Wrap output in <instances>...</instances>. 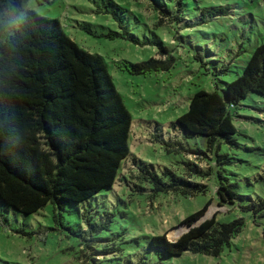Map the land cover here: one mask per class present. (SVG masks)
Segmentation results:
<instances>
[{
    "label": "rangeland",
    "instance_id": "1",
    "mask_svg": "<svg viewBox=\"0 0 264 264\" xmlns=\"http://www.w3.org/2000/svg\"><path fill=\"white\" fill-rule=\"evenodd\" d=\"M27 6L57 18L79 46L105 59L133 116L131 153L115 185L86 202L64 210L48 204L27 215L0 201V264H264V215L248 211L264 198V96L251 93L236 109L238 132L218 149L223 162L205 137L175 126L197 91H222L243 72L264 42V0H185L182 7L173 0H27ZM216 8L225 11L211 15ZM150 58L173 66L148 74L125 67ZM169 142L178 145L168 151ZM171 176L180 181L173 184ZM221 181L236 188V204L218 199ZM209 201L202 220H246L230 248L219 256L152 250V236L177 239L189 229L185 218Z\"/></svg>",
    "mask_w": 264,
    "mask_h": 264
},
{
    "label": "trees",
    "instance_id": "2",
    "mask_svg": "<svg viewBox=\"0 0 264 264\" xmlns=\"http://www.w3.org/2000/svg\"><path fill=\"white\" fill-rule=\"evenodd\" d=\"M173 1L182 7L185 0ZM161 50L168 52L165 46ZM172 66L150 58L125 67L148 74ZM251 93L264 96V42L224 90L197 91L175 126L205 137L221 162L220 143L237 134L236 109ZM132 125V113L101 55L79 46L57 18L39 14L27 0H0V201L30 215L48 204L64 210L112 188L131 153ZM175 145L169 142L167 150ZM171 177L173 184L180 181ZM151 182L163 190L156 175ZM217 196L229 204L238 200L234 185L223 181ZM209 205L185 218L189 229L177 239L152 236V250L169 256L187 251L219 256L230 248L246 220L220 222L217 215L202 220ZM248 211L253 217L264 215V198ZM260 224L264 239V222Z\"/></svg>",
    "mask_w": 264,
    "mask_h": 264
}]
</instances>
